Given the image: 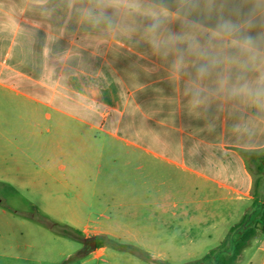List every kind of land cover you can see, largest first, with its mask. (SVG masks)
Returning a JSON list of instances; mask_svg holds the SVG:
<instances>
[{
    "label": "crops",
    "instance_id": "1",
    "mask_svg": "<svg viewBox=\"0 0 264 264\" xmlns=\"http://www.w3.org/2000/svg\"><path fill=\"white\" fill-rule=\"evenodd\" d=\"M37 19L28 13L20 16L29 26ZM171 27L179 30V24ZM46 32V27L37 30L33 46L37 56L32 60L17 51L14 39L0 37V181L19 183L31 192L40 183L39 193L45 196L78 200L88 196L93 202L108 196L116 200L109 193L114 177L117 186L149 189L174 186L177 177L176 192L157 189L160 194L154 204L173 203L172 214L185 219L187 230H202L194 227L196 220L214 225L243 217L248 209L238 211L228 205L234 201L250 203L255 197L264 201V168L259 173L256 166L264 158V138L247 148L231 143L223 116L209 132L208 121L188 114L187 98L176 91L168 79L167 65L152 55L149 45L133 44L117 51L107 45L99 50L80 47L79 58L60 60L82 43L83 30L70 23L66 34L52 45L56 58L49 61L56 73L53 79L52 70L38 55ZM65 76L73 77L69 84L62 82ZM67 123L73 146L63 150L61 142L53 139ZM36 138L43 144L53 142L40 148L24 145V140ZM82 138L85 150L77 151L76 140ZM196 145L199 148L193 155ZM105 150L116 156V167L103 165ZM68 154L74 160L84 157V168L71 166L72 161L62 163ZM60 176L68 177L63 181ZM106 219L107 230H113L115 223ZM121 224L125 229L131 227ZM80 229L84 241L94 231L103 233L99 221H87ZM260 233L248 247L264 248ZM104 251L105 247L97 246L91 253L100 257ZM252 261L250 257L248 263Z\"/></svg>",
    "mask_w": 264,
    "mask_h": 264
},
{
    "label": "clouds",
    "instance_id": "2",
    "mask_svg": "<svg viewBox=\"0 0 264 264\" xmlns=\"http://www.w3.org/2000/svg\"><path fill=\"white\" fill-rule=\"evenodd\" d=\"M24 13L38 19L26 25ZM73 22L82 43L60 60L79 58L80 47L117 51L146 43L187 98L188 114L208 121L209 132L223 116L231 143L247 148L264 138V0H0V37L14 39L25 60L36 58V33L46 27L38 55L53 79L52 45Z\"/></svg>",
    "mask_w": 264,
    "mask_h": 264
},
{
    "label": "rangeland",
    "instance_id": "3",
    "mask_svg": "<svg viewBox=\"0 0 264 264\" xmlns=\"http://www.w3.org/2000/svg\"><path fill=\"white\" fill-rule=\"evenodd\" d=\"M12 114L10 111L9 115ZM69 127L68 123L63 125L57 139H53L61 142L63 150L69 149L71 143L73 146ZM77 132L84 133V130L77 128ZM24 141L25 146L36 148L48 147L53 142L47 140L43 144L39 138ZM75 146L77 151L85 150V139H77ZM8 148L14 149L11 145ZM115 158L105 150L103 165L116 167ZM73 160L68 154L62 158V163L72 161L70 165L78 168L85 164L84 157ZM67 177L60 176V179L64 181ZM176 180L177 177L171 187L128 188L117 186L114 177L115 185L109 193L116 200L111 201L108 196L93 202L88 196L85 200L45 196L39 193L42 190L40 183L35 192H31L19 183L0 181V264H63L68 260L67 264H216L221 255L219 246L231 227L242 219V214L230 222L220 220L214 225L205 224L206 220H196L194 227L200 226L202 230H187L185 219L172 214L173 203L154 204V197L160 194L156 193L157 189L164 193L176 192ZM120 198H123V204H120ZM124 203L128 205L124 206ZM228 205L239 211L249 209L252 202L234 201ZM100 214L104 217L99 218ZM106 217L115 223L113 230H107ZM96 220L102 224L103 233L94 231L89 238H98V246L105 247L100 257L81 253L85 244L84 230L80 228L87 221L98 222ZM121 222L129 223L131 227L125 229ZM258 236L264 238V233ZM247 247L236 264H249L250 257L253 258L251 264H262L264 248Z\"/></svg>",
    "mask_w": 264,
    "mask_h": 264
},
{
    "label": "trees",
    "instance_id": "4",
    "mask_svg": "<svg viewBox=\"0 0 264 264\" xmlns=\"http://www.w3.org/2000/svg\"><path fill=\"white\" fill-rule=\"evenodd\" d=\"M256 166L259 173H262L264 158H260L256 162ZM258 232L264 233V201L255 197L251 207L246 211L242 219L231 227L228 236L219 246L221 255L219 259H216V264H236L242 251ZM68 261L63 264H67ZM156 264L166 263L157 262Z\"/></svg>",
    "mask_w": 264,
    "mask_h": 264
},
{
    "label": "water",
    "instance_id": "5",
    "mask_svg": "<svg viewBox=\"0 0 264 264\" xmlns=\"http://www.w3.org/2000/svg\"><path fill=\"white\" fill-rule=\"evenodd\" d=\"M97 248L96 238H90L89 241L85 244V247L82 250L83 254H90Z\"/></svg>",
    "mask_w": 264,
    "mask_h": 264
},
{
    "label": "flooded vegetation",
    "instance_id": "6",
    "mask_svg": "<svg viewBox=\"0 0 264 264\" xmlns=\"http://www.w3.org/2000/svg\"><path fill=\"white\" fill-rule=\"evenodd\" d=\"M88 241H89V239L85 240V241H84V244H86ZM96 241H97V243H98L97 238H96ZM81 253H82V251H81Z\"/></svg>",
    "mask_w": 264,
    "mask_h": 264
}]
</instances>
